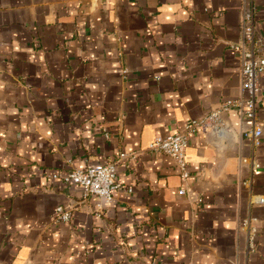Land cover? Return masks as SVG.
<instances>
[{
	"label": "crops",
	"instance_id": "1",
	"mask_svg": "<svg viewBox=\"0 0 264 264\" xmlns=\"http://www.w3.org/2000/svg\"><path fill=\"white\" fill-rule=\"evenodd\" d=\"M247 1L0 0V264H264V125L255 147L253 122L223 112V130L190 137L186 182L148 149L248 98ZM258 85L263 122L264 73ZM121 152L137 157L111 202L51 176Z\"/></svg>",
	"mask_w": 264,
	"mask_h": 264
},
{
	"label": "built area",
	"instance_id": "2",
	"mask_svg": "<svg viewBox=\"0 0 264 264\" xmlns=\"http://www.w3.org/2000/svg\"><path fill=\"white\" fill-rule=\"evenodd\" d=\"M243 42L236 49L240 52L241 71L243 76L242 88L248 93L247 99H227L221 105L204 114L199 118L190 120L181 130L167 136H157L149 143L151 152H161L171 156L184 180L188 181L191 171L187 160V147L189 139L193 134H210L220 132L226 127L222 113L237 108L243 118L253 122L254 126L244 133V137L252 141L255 147L262 144L263 122H257V108L260 102L258 78L264 73V54H259L264 44L262 39L256 37V0H249L245 4L242 18ZM137 157L136 152H121L116 160L88 166L85 168H72L62 174L54 172L53 178H60L66 183L78 185L82 188L84 195H97L111 202L114 192L121 189L123 185L117 180L119 164L129 158ZM260 164L255 161L254 167ZM128 191H133L128 188ZM188 192L186 186L180 189V193ZM264 203V198L258 199ZM71 212L63 206L56 209L55 221H69ZM247 222H245L246 224ZM253 237L257 234V228L252 229Z\"/></svg>",
	"mask_w": 264,
	"mask_h": 264
}]
</instances>
